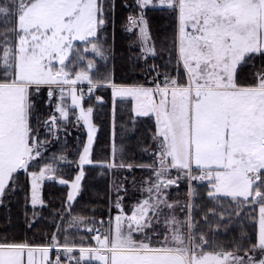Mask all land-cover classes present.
<instances>
[{
  "label": "rangeland",
  "instance_id": "obj_1",
  "mask_svg": "<svg viewBox=\"0 0 264 264\" xmlns=\"http://www.w3.org/2000/svg\"><path fill=\"white\" fill-rule=\"evenodd\" d=\"M233 1L138 0L142 8H176L183 20H186L182 21L179 34L177 26L175 66L170 67V59L166 58L165 61L173 75L165 71L156 85H132L145 90L139 94H132L136 93V88H125L122 85L115 88L113 86L118 84L111 85L113 100L120 96L130 97L136 107L135 118H144L147 113L150 114L156 124V133L147 149L152 161L144 168L150 169L151 175L142 179V196L125 212L122 204L124 185L114 190L121 192L115 200L118 211L107 221L98 220L96 227L86 226L94 230V240L97 239V242L112 247L140 243L158 248L175 247L186 255L188 264H264V204L257 207V244L246 252L205 251L210 238L196 232V223H193L192 217L195 185L198 182H208L211 187L209 194L212 196L249 198L254 203L258 201L259 193L252 187L258 179L259 171L264 169V95L261 96L259 91L234 88L189 90L171 86L186 80L187 69L191 71L193 68L191 59L201 61L194 66L202 71L201 75L191 73V76H199L197 82L210 80L211 75H214L213 72L211 74L215 54L211 46L212 38L206 35L205 29L196 26L195 18H205L207 12L209 16H214H211L209 23L218 27L212 29V37L213 31L220 29L230 33L228 28L239 23L237 18L232 17V13L236 12L233 10L236 7ZM254 4L253 0H246L244 5L239 6V10L243 9L244 13V28H248L253 19ZM15 12L17 23L9 30L12 36L0 48V68L3 70L2 75L11 76L21 83H32L26 89L24 86L0 87V155L2 151L5 156L19 149L24 151L25 146L31 151L21 164L20 168L25 169L32 159L41 156L47 144L56 142L54 138L45 141L35 137L31 140L28 116L25 123L24 91L28 114V92L31 85L37 88L46 85L54 102L52 115L44 125L50 123L57 131L71 118L74 121L73 130L78 132L83 125L87 130V138L77 162L80 171L73 181L58 177L52 165L30 174V203L42 204V185L51 173L57 182L70 186L67 200L71 203L79 193L84 175L82 167L90 163V143L96 134V128L89 122L90 110L84 111L80 106L84 99L82 91L93 92L96 86L90 83V72L95 68V63L87 56L101 53L95 44L80 48L75 43L87 42L96 36L100 24L97 2L17 0ZM190 23L194 26L190 27ZM203 24H207L205 20ZM127 28L129 31L138 28V37L146 53L153 57L150 35L143 18H132ZM227 46L225 50L231 54L232 62L233 55H237L238 51L232 45ZM14 65L13 74L11 70ZM151 68H155L153 63ZM258 84H264V74L258 77ZM258 100H263L262 106L258 107ZM26 128L29 145L27 142L22 144ZM13 159V162L10 158L5 159L4 167L0 163V197L11 173L18 169L16 157ZM60 162L64 163L66 159ZM126 169L130 170V166ZM82 227L85 228L84 225ZM53 240L56 242L57 239ZM1 246L0 264H46L50 259V264H55L52 258L57 250L61 260L56 264L96 262L85 254L86 251H80L85 247L36 246L50 249L43 252L8 250ZM104 261L108 263V258Z\"/></svg>",
  "mask_w": 264,
  "mask_h": 264
},
{
  "label": "trees",
  "instance_id": "obj_2",
  "mask_svg": "<svg viewBox=\"0 0 264 264\" xmlns=\"http://www.w3.org/2000/svg\"><path fill=\"white\" fill-rule=\"evenodd\" d=\"M96 2L100 22L96 36L87 42L75 43L80 48L95 44L101 52L87 56L95 63L90 83L96 86L83 99L82 107L90 110L96 134L90 163L82 167L84 175L79 193L68 202L70 186L57 182L51 173L42 185V204L30 203V174L52 165L58 177L73 181L80 171L77 162L87 138L83 125L80 131L73 130L71 118L57 131L50 123L44 125L52 115L54 100L46 85L38 88L31 85L27 114L29 137L45 141L54 138L56 142L47 144L41 156L10 176L0 197V244L91 247L95 244L94 230L86 226L96 227L98 220L107 221L118 211L115 200L121 192L114 190L124 185L122 204L128 212L129 206L142 196V179L151 175L150 169L144 167L152 161L147 149L156 133V124L148 113L144 118H135L136 107L130 97L113 100L111 85H156L165 71L173 75L165 61L170 59V67L177 62L178 11L170 7L142 8L138 0ZM16 5L17 0H0V48L8 43L7 38L12 36L9 30L17 23ZM136 16L145 21L153 57L146 53L138 28L131 31L127 28ZM2 71L0 68V82L13 80L11 76L2 75ZM14 71L15 65L11 72L14 74ZM156 71L159 74H155ZM262 74L264 51H259L242 59L235 73V83L256 86ZM64 159L66 162H60ZM119 163L123 165L117 166ZM252 189L259 193L256 203L249 198L212 196L208 182L196 183L192 217L196 232L210 238L205 251L246 252L257 244V207L264 204V169L259 171ZM83 264L99 263L85 261Z\"/></svg>",
  "mask_w": 264,
  "mask_h": 264
},
{
  "label": "crops",
  "instance_id": "obj_3",
  "mask_svg": "<svg viewBox=\"0 0 264 264\" xmlns=\"http://www.w3.org/2000/svg\"><path fill=\"white\" fill-rule=\"evenodd\" d=\"M244 1L246 0L233 1L234 5L237 8L236 7L233 8V10L236 12L232 13V17L234 16L235 18H237L236 21H239V23H234L232 26L228 28V30H230V33L229 32L226 33V30L224 31L223 29H220L219 31L218 30L213 31L214 35L212 37L211 36L212 29L218 27L209 23V19L212 20L211 16L212 17L214 16L212 14L211 16H209L207 12L205 18L202 16L199 18L198 17L195 18L196 26L205 29L206 35L212 38L211 46L213 48V54L214 53L215 54L213 55L214 61L212 62L213 65L211 66L212 69L211 74L213 72L214 75H211L210 80L207 79L205 82L203 81L197 82L199 76L195 77L194 75L197 73H200L201 75L202 71H198L197 69H195L194 66L196 64H199L201 61L199 60L198 62H196L195 59H191L192 62L191 65L193 66V68L191 71L187 69L188 76L186 77V80L182 81L181 84H178L179 82H177L175 83V85L171 84V86L176 87L175 89H189V90H195V89L214 90V89L234 88L240 90L259 91L261 96L264 95V84L245 87V86H237L235 83V73L242 59L246 55L257 53L259 51H264V0H253L255 2L254 4L255 7L252 13L253 19L247 26L248 28H244L243 26V21H244L243 18L244 13L242 11L243 9L239 10L240 8L239 6L244 5ZM191 18L192 17H189V20ZM184 20H186V18H184ZM184 20L182 18V15H179L178 13V34L181 30L182 21ZM204 20L207 23L205 24V26L203 24ZM192 26H194V24L190 23V27ZM227 44L228 46L232 45L233 49L234 50L236 49L235 51H238L237 55H233L234 57L232 62L230 59L231 54H229L227 50H225V46H227ZM191 73H193L194 75L191 76ZM31 83L32 82L21 83L19 81H16V79H13L10 82H0V87L24 86L26 89L27 85ZM118 86L119 85H115L113 87L116 88ZM122 86L125 88L128 87L132 89L136 88L135 90L136 93H132V94L144 93L145 91L140 86H132V85H122ZM138 98L139 96H137V99ZM24 102L26 105L25 123L27 124V99H26L25 91H24ZM262 104H263V100H258L257 102L258 107L262 106ZM80 106H82V104H80ZM81 108L82 110L89 112L88 109H84L83 107ZM71 110L72 112L75 111V109L73 108ZM90 119L89 122L91 124ZM88 137H90V134L88 135ZM94 138L95 135L93 137V140ZM26 142L29 145L27 140V128L22 144ZM92 143H90L91 146ZM23 149L24 151L19 149L16 150V152H14L13 154H10L8 156H5L2 151L0 155L1 166L4 167L5 159L10 158L11 162H13L14 161L13 158L16 157L18 161V169H20L21 164L23 163V159L26 157V155H28L31 152L30 150L28 151V148H25V146L23 147ZM18 169H16V171ZM13 173H11V175ZM97 241L98 240L96 239L95 244L93 246L82 248L80 249V251L81 250L86 251L87 253L85 254L89 255L91 258L94 259V261L98 262L99 264H188L185 257L186 255L182 253L180 250L176 249L175 247L174 248L150 247L145 243H140L139 245L112 247V245H105ZM1 247L3 249H8V250H24V251L29 250V251H43V252L50 251L48 247H36V246H25V245H2ZM105 258H108V263L104 261ZM50 261L51 259L48 260L46 264H50Z\"/></svg>",
  "mask_w": 264,
  "mask_h": 264
},
{
  "label": "built area",
  "instance_id": "obj_4",
  "mask_svg": "<svg viewBox=\"0 0 264 264\" xmlns=\"http://www.w3.org/2000/svg\"><path fill=\"white\" fill-rule=\"evenodd\" d=\"M84 97H87L89 95L88 92H84ZM61 260V254L59 253V250H57V252L55 253L53 259H52V262L53 263H58L59 261Z\"/></svg>",
  "mask_w": 264,
  "mask_h": 264
}]
</instances>
